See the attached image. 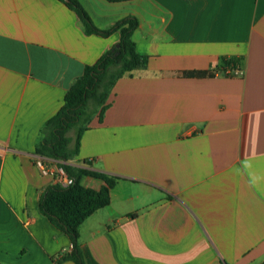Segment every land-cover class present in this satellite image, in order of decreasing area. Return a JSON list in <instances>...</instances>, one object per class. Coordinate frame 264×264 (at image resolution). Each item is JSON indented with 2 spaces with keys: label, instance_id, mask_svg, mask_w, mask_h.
Masks as SVG:
<instances>
[{
  "label": "crops",
  "instance_id": "1",
  "mask_svg": "<svg viewBox=\"0 0 264 264\" xmlns=\"http://www.w3.org/2000/svg\"><path fill=\"white\" fill-rule=\"evenodd\" d=\"M77 1L101 30L136 17L149 59L115 83L103 114L89 104L70 162L119 178L80 227L86 264H264V0ZM120 39L88 35L60 0H0V264H76L40 211L56 175L39 163L59 162L36 148L86 66Z\"/></svg>",
  "mask_w": 264,
  "mask_h": 264
},
{
  "label": "trees",
  "instance_id": "2",
  "mask_svg": "<svg viewBox=\"0 0 264 264\" xmlns=\"http://www.w3.org/2000/svg\"><path fill=\"white\" fill-rule=\"evenodd\" d=\"M72 9L81 19L88 35L109 37L115 32L121 35L118 45L107 51L95 64L88 65L81 78L68 90L65 103L60 111L45 125L44 131L50 136L44 137L36 148V154L42 158L58 161L75 182L69 187L59 184L49 186L40 200V211L58 229L65 232L73 243L72 251L64 260L76 264H86L80 245L81 225L98 210L111 203V192L119 178L105 172L77 167L71 164L72 157L78 155L80 138L90 121L89 104L96 101L101 106V113L108 107V98L115 83L125 75L148 68L149 59L137 51L134 33L139 27L136 17H126L109 30L97 28L82 5L77 0H60ZM123 2L126 0H108ZM241 69L242 60H224V69ZM205 74L213 75V72ZM77 129V148L71 154L69 132ZM85 165H90L88 161ZM84 177L100 180L103 184L99 190L87 188L82 184Z\"/></svg>",
  "mask_w": 264,
  "mask_h": 264
},
{
  "label": "built area",
  "instance_id": "3",
  "mask_svg": "<svg viewBox=\"0 0 264 264\" xmlns=\"http://www.w3.org/2000/svg\"><path fill=\"white\" fill-rule=\"evenodd\" d=\"M235 74H241V70H234L233 71ZM39 168L42 172L43 175H50V174H54L56 175V183L55 184H59L62 187H69L71 185L74 184L75 180L70 177L66 171L63 168H56L54 170L48 168L47 166H45L43 163H39Z\"/></svg>",
  "mask_w": 264,
  "mask_h": 264
},
{
  "label": "rangeland",
  "instance_id": "4",
  "mask_svg": "<svg viewBox=\"0 0 264 264\" xmlns=\"http://www.w3.org/2000/svg\"><path fill=\"white\" fill-rule=\"evenodd\" d=\"M74 135V132L72 131V136Z\"/></svg>",
  "mask_w": 264,
  "mask_h": 264
},
{
  "label": "water",
  "instance_id": "5",
  "mask_svg": "<svg viewBox=\"0 0 264 264\" xmlns=\"http://www.w3.org/2000/svg\"><path fill=\"white\" fill-rule=\"evenodd\" d=\"M69 0H66V2H68Z\"/></svg>",
  "mask_w": 264,
  "mask_h": 264
}]
</instances>
